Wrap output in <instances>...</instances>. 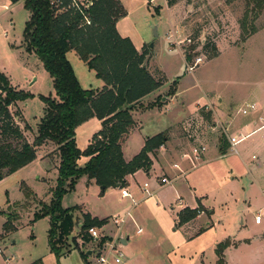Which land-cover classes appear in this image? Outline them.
I'll return each instance as SVG.
<instances>
[{
    "label": "rangeland",
    "instance_id": "rangeland-1",
    "mask_svg": "<svg viewBox=\"0 0 264 264\" xmlns=\"http://www.w3.org/2000/svg\"><path fill=\"white\" fill-rule=\"evenodd\" d=\"M118 1L125 13L124 17L118 19V34L122 38H128L136 48L144 46L149 56L148 72L162 81V90L160 89L156 102L160 101L159 104L162 105L164 101L160 98L168 99L174 92L177 93L173 103L168 100L163 108L160 106L162 110L159 107L162 112L144 115L143 121L141 120L142 132L134 133L122 146L124 160L130 161L137 155L144 134H155L195 111L192 117L183 122V130L184 127L188 128V124L192 127L197 124L199 140L193 142L185 132L183 135L179 124L174 149L181 150L188 144L190 149L183 156L191 155L192 147L196 144L207 148L213 141L220 142L223 130L216 117L206 107L199 106L205 104V96L215 103L218 98L222 99L221 105L232 112L250 99L251 102L253 99L262 102L264 12L254 22L257 32L242 42L241 26L249 9L244 0H179L172 17L174 27L170 26L168 11L162 0L151 4L148 0ZM2 9L0 7V73L17 90L32 96L25 102L13 104L8 110L25 139L31 142L46 111L40 96L56 99V95L52 80L41 62L33 53L26 52L23 45V30L29 18L24 3L18 2L5 11H1ZM250 24L251 14L248 13L246 26ZM187 55L191 56V63L196 57L203 58V62L191 73L185 70L184 56ZM71 65L84 89H97L101 82L81 61L72 60ZM155 66L162 74L156 71ZM136 107L131 112L143 109L144 106L140 104ZM208 114L211 115V120ZM213 121L214 129L208 128ZM25 124L30 130L24 129ZM92 127L93 122L89 121L77 129L78 149H84ZM223 135L228 142V136L224 132ZM1 139L10 140L0 134V141ZM10 142L13 145L19 143L14 139ZM183 162L187 165V171L182 175V180L186 179L184 182H178L179 177L169 184L160 185L158 178L161 172L157 162H154L153 169L155 173L159 172H151L150 176L139 174L130 180V187L134 186L131 190L137 196L135 200L143 197L142 188L145 183L150 186V190L157 191L133 208L130 211L131 218L122 226L121 236L127 238V243L120 244L118 249L124 255L126 264H217L216 245L228 238L238 242V246L225 249V264H264V186L257 188L253 184L251 188L242 190L241 183L237 184L226 173L230 158L220 160L217 168L212 164L205 165L206 161L201 162L200 158L190 157ZM46 169L47 163L35 158L30 165L13 173L0 184V264H28L38 259H42L43 264H85L80 253L95 249L96 244L86 235V230L79 234L77 221L81 218V212L78 207L85 208L89 214L98 218H107L103 219L101 227L91 228L111 236L116 230L110 222L111 218L122 216L129 209L128 202L120 200L118 188H109L101 194L99 187L94 183L87 186L85 177H80L74 190L66 192L61 199L62 209L68 211V217H71L70 233L57 258L48 245L49 219L43 218L33 225H25L27 219H33L34 213L41 208L37 206V202H31V199L23 200L24 204L21 202L23 194L20 185L24 183L36 196H41L40 199L45 204L50 203V197H43L46 184L38 180L45 177ZM172 171L170 167L167 168V175L172 176ZM0 175L5 176L6 170L0 172ZM46 178L47 185L54 187L56 181L52 176ZM182 184L191 186L196 196L202 197L201 203L205 208L212 211L210 221L213 227L197 236L188 237L174 221V209L178 205L177 190ZM19 201L21 204H13ZM17 213L22 220L15 223L21 228L5 233L3 224L7 216H16ZM255 216L261 217L258 225L255 224ZM81 220L83 223V218ZM201 226L204 227V224ZM137 228H142V232L137 234ZM76 234L79 240L83 236V246L76 242L77 239L74 243L71 241ZM109 238L107 236L104 240L108 241ZM229 242L231 243L230 240ZM87 261L88 264H96L94 255L88 256Z\"/></svg>",
    "mask_w": 264,
    "mask_h": 264
},
{
    "label": "trees",
    "instance_id": "trees-1",
    "mask_svg": "<svg viewBox=\"0 0 264 264\" xmlns=\"http://www.w3.org/2000/svg\"><path fill=\"white\" fill-rule=\"evenodd\" d=\"M10 4L23 1L29 13L23 30V45L26 52L33 53L41 62L52 80L56 99L40 96L46 111L40 120L32 142L29 143L22 130L13 122L8 108L17 102L32 98L28 93L13 88L8 78L0 73V181L32 163L36 150L43 145L54 147L53 155L58 159L55 187L50 191L48 205L39 202L41 209L34 213L32 222L48 218L50 230L48 245L58 258L63 242L70 233L71 217L62 209L61 199L66 192L74 190L77 180L84 176L94 181L101 194L109 188L124 187L125 178L139 170L148 172L152 165L149 154H153L166 142L163 134L145 141L143 148L130 161L123 159L121 141L134 126L131 111L140 106L141 100L162 86V81L152 76L148 70L149 56L142 48L138 52L128 38H122L117 30L118 19L125 13L118 0H93L88 10L90 25L81 26L82 17L66 8L68 1L62 0L57 6L54 0H8ZM179 0H165L167 7ZM249 8L242 22V42L257 32L254 22L264 12V0H244ZM248 13L251 24L247 27ZM205 46V45H203ZM192 50V49H191ZM74 51L95 78L103 83L100 90L83 89L67 60V53ZM217 55V54H216ZM185 62L191 56H184ZM162 100V98H160ZM160 101L147 106H160ZM101 122V130L93 135L89 145L80 151L75 142V129L89 119ZM25 130H30L27 124ZM17 140L13 145L10 141ZM226 147L222 148V153ZM81 157L88 158L78 166ZM25 200L34 201L31 190L20 185ZM202 212L201 207L184 208L177 214L178 227L192 221ZM1 214V213H0ZM15 216H7L3 224L5 233L13 228ZM104 220L83 216L80 233L91 227H100ZM231 246L229 240L216 245L217 264H225L223 252ZM88 264L86 253H80ZM31 264H42L36 260Z\"/></svg>",
    "mask_w": 264,
    "mask_h": 264
},
{
    "label": "crops",
    "instance_id": "crops-1",
    "mask_svg": "<svg viewBox=\"0 0 264 264\" xmlns=\"http://www.w3.org/2000/svg\"><path fill=\"white\" fill-rule=\"evenodd\" d=\"M155 1H157V0H148V3L151 4ZM20 2H23V1H20ZM162 3L164 5V7L166 8V10L168 11V17H169L168 19L170 22V26L174 27V21L172 20V17L174 16V11H175V8L177 5L175 4L172 7H167L165 4V0H162ZM0 5H1L0 7L3 8L1 11H5V10H8L10 7H12L15 4H10L8 0H0ZM117 25H118V21L116 23V30H117ZM173 30H175V29H173ZM143 47L144 46H140L139 48H136L134 46V48L138 52H141ZM75 59H78V61H81L74 51H70L67 53V60L69 61L70 65H71L72 60H73V62H75ZM83 64L86 66L85 63H83ZM149 65H150V62H149ZM71 67H72V65H71ZM86 68H87V66H86ZM148 68H150V67H148ZM72 69H73V67H72ZM156 69H157L156 70L157 72L162 74L160 69H158L157 67H156ZM88 71L95 76L93 71H91L89 69H88ZM73 72H74V69H73ZM74 74H75V72H74ZM75 77H76V75H75ZM79 84H80V82H79ZM80 86H81V84H80ZM102 86H103V83L101 82L100 85H98L97 89H95V90H100L102 88ZM12 87L15 88L14 86H12ZM15 89L17 90V88H15ZM160 89L162 90V86L141 100L140 104H142L144 106L143 109H137V110L135 109L133 112H131V116L134 120V126L128 132V134L123 138V140L121 141V150H122L123 144L129 138H131L134 133H141L142 132L143 127H142L141 123L143 121L142 118L144 117L145 114H152V115L159 114L160 112H162L161 110H162L165 102H167L169 100L173 103V99H175L177 96V93H175V92L168 99L162 98V101H164L163 104L160 105L162 108L160 106H158V107H155L152 109H146V107L149 104H153L156 102L157 97L160 93ZM204 100H205V104H201L199 106L200 107H206L207 110H209L210 112L213 113V115L216 117L218 125L221 127V129L223 130L225 135L228 136V138H234L235 140H240V142L235 146L236 153H233L229 149V144H228V142H227V140H226V138L222 132L221 137L219 139L220 142H214V141L211 142L208 145V147L206 148V151L200 156L201 162L206 161L205 165L212 164V165H214V168H217L218 167L217 163L220 160L223 161V160H227V158H230V162L228 163V166L226 167V173H228L229 176H231L230 177L231 180H234L236 183L237 182L241 183V185L243 187V188H241L242 190H244V188H251L253 186V184H255L257 188H261L262 186H264V99L262 100L261 103L256 101L257 99H253V101L251 102V99H250L248 101V103L244 104L241 108H239L238 110H236L234 112L223 107L221 105L222 99H220V98H218L217 103L212 102L211 99L207 98V96H205ZM251 106H252V108H251ZM159 107L161 108V110H159ZM136 108H138V106ZM243 110L247 111V113L245 115L242 114ZM195 113H196V111L193 114H189V115L179 119L175 124H173L171 126H167L164 129L157 131L155 134H152V135L144 134L142 136L143 141H142L141 149L143 148L145 141L147 139H150V138H152L158 134H163L166 138V142L164 143V145L162 147H160L158 150L154 151L153 154H149V158L151 160L152 165H151L150 170L148 172H144L142 170H139L136 173H134L133 175H129L125 178V182H126L125 187L128 188L129 193L131 194L133 200L136 202V206L148 197H146L143 194V197L141 199L135 200L134 198L137 196H136L135 192L131 190L134 188V186L130 187L131 184L129 182H130V180L135 179V177L139 174H145L146 176H150L151 172L154 174L159 172V171H157L155 173V171L153 169L154 165H155L154 162H157L158 165L160 166V168H159L160 172H161L160 177L166 176L171 181L180 177L181 179L179 178L178 182L183 179L182 175H184L187 171V169H186L187 165L183 164L184 163L183 161L186 159L183 157V153L187 152L190 148H189L188 144L186 143L187 146L181 148V150L180 149H178V150L174 149V145L176 144L175 137L177 135L176 129H178V126L180 124V129H181V132L183 133L184 132L183 122L186 119L192 117ZM208 116H210V118L209 117L208 118L211 120V115L208 114ZM89 121L93 122L94 127H92V129H90L91 133L88 135V138L86 139L84 149L91 142L93 135L101 130V122L95 118L89 119L88 121L82 123L81 125L86 124ZM207 123H210V122L207 121ZM209 125H212V126H209L208 128L214 129V127H215L214 121L212 122V124H209ZM80 126H78L75 129L76 146H77V129ZM183 135H184V133H183ZM185 138H186V136H185ZM31 142H29V143H31ZM238 146H241L240 149H238ZM223 147H226V152L224 154L222 153ZM53 150H54V147L51 144L43 145L42 147H40L39 149L36 150V160L39 159V160L45 161L47 163V169L45 171V173H46L45 177H43V178L40 177L38 179L42 183L46 184L45 192L43 194L44 198H48V197L51 198L50 191L55 187V186L49 187L47 185V182H45V180H47L48 178H46V177L50 178V176H52V179L54 180V182L56 181V178H57L58 159L52 160V158H56V156H54L52 154ZM83 150H80V151H83ZM235 158H236V160H235ZM191 159H193V158H191ZM80 161H82V164H80ZM87 161H88V158L81 157L77 164H78V166L82 167ZM126 162H128V161H126ZM193 162H194V160H193ZM175 166L178 167V170L175 168ZM169 167H170L171 171L173 170L172 172H174V174L172 176H168L166 173V170H167V168L169 169ZM24 168H22V169H24ZM22 169H20V170H22ZM20 170H18V171H20ZM175 171H176V173H175ZM9 176H11V175H9ZM9 176L3 178L0 181V184L4 183L9 178ZM253 176L256 180L253 178ZM257 177H259V179H260L259 183L257 182L259 180V179H257ZM185 180L186 179H184L182 181L184 182ZM85 181H86L85 184L87 186L92 185L94 183V181H92V180L88 181L86 178H85ZM24 185L27 186L26 184H24ZM129 187H130V189H129ZM149 187L150 186L148 185V189H149ZM156 191H157L156 189L155 190L149 189V192H151V194H152L150 197H152L154 195V192H156ZM32 193L34 195V201L31 200V202H33L34 204L38 203L37 206H40L39 202H42L43 204H45L44 200L40 199L41 196L39 197V196H36V194H34V192H32ZM177 195H178L177 196L178 205H177L176 209H174L175 224L177 223V214L182 209H184V208L195 209L199 206V207H201V210H202V212L199 214V216L196 217L195 219H193L192 221L182 225L181 227L177 226L179 229L184 231L188 237H192L193 235L197 236L201 232H203L204 230H208L209 228L213 227V224L210 221V217L212 216V211L211 210L209 211L207 208H205V206L201 203L202 197L198 198L196 196V193L192 190L191 186H189L188 184H184V185L182 184V186H179V188L177 190ZM23 200L25 201L24 196L22 197L21 202ZM120 200L128 202V207H129L128 210H130V211L136 207V206L132 207V202L130 199H121L120 198ZM24 201L22 202V204H24ZM21 202L19 201V202H15L13 204H15V206H16V205L21 204ZM35 202H37V203H35ZM26 204L27 203H25V205ZM45 205H47V204H45ZM40 208H41V206H40ZM78 209H80L79 212H81V218H79L77 221L79 232H80V227L82 225L81 219L86 214H88L91 218H95L97 220L107 219V218L102 219V218H98L97 216H93V215L89 214V212H87L86 209L83 207H78ZM21 220H22L21 215H19V213H17V215L15 216V220L12 222V226H13L12 231L21 228L20 226H16V223H15V222L21 221ZM27 220L28 221H27V223H25V225H33V223H34V222H32L33 219H27ZM260 223H261V221L258 224H260ZM201 224H204V227H202ZM258 224H256V225H258ZM24 226H22V227H24ZM77 234H76V236H73L71 238V241L74 243V241H76V239H77L76 242L80 244V240L77 238V236H78ZM120 235H121V232H120ZM121 237H122L123 245H126L127 238L123 237V236H121ZM227 240H230L231 243H233V244H231L230 247L236 248L238 246V242H235L234 240H232L230 238H228ZM245 242H247V241H245ZM234 243L236 245H234ZM230 247H228V248H230ZM77 248L79 250L78 244H77ZM87 252L88 251H86L85 253H87ZM38 260H41V262L43 264L42 259H38ZM34 261H36V260H34ZM34 261H32L28 264H31Z\"/></svg>",
    "mask_w": 264,
    "mask_h": 264
},
{
    "label": "built area",
    "instance_id": "built-area-1",
    "mask_svg": "<svg viewBox=\"0 0 264 264\" xmlns=\"http://www.w3.org/2000/svg\"><path fill=\"white\" fill-rule=\"evenodd\" d=\"M68 4L66 8L72 10L74 13L79 14L82 17L81 26L90 25V20L88 18V10L91 8L93 4V0H67ZM57 6L62 4V0H54ZM203 62L202 57H196L192 63L185 62V70L187 73H191L194 69ZM252 108V106H251ZM247 113L246 110L242 111V114L245 115ZM200 126V125H199ZM184 132L187 134V138L192 139L193 142L198 141V131L197 124L195 126H191L188 124V128L184 127ZM240 142V140H235L234 138H229V149L236 153L235 146ZM206 151V147L202 144H196L195 147H192L191 155H184V158H195L198 159L200 156ZM178 170V167L175 166ZM160 185H166L171 182L166 176L160 177L158 179ZM120 192L121 199H130L132 202V207L136 206V202L133 200L131 194L129 193L127 187H118ZM142 191L146 197H150L152 194L148 190V185L145 183L143 185ZM131 218L130 210H128L122 216H115L111 218V224L115 227L114 235H105L100 233L96 228H89L86 230V235L92 240L96 245L95 249L91 250V256L94 255L96 264H126V260L122 252L118 249V246L122 243V238L120 235L122 226L126 223V221ZM261 221L260 216H255V223L258 224ZM107 223L109 221L107 220ZM101 227V226H100ZM104 229V226L102 227ZM142 230L137 228L136 233H141ZM109 236V240L105 241ZM82 238V239H81ZM80 238V244L83 246V236ZM103 241V242H102ZM124 241V240H123Z\"/></svg>",
    "mask_w": 264,
    "mask_h": 264
},
{
    "label": "water",
    "instance_id": "water-1",
    "mask_svg": "<svg viewBox=\"0 0 264 264\" xmlns=\"http://www.w3.org/2000/svg\"><path fill=\"white\" fill-rule=\"evenodd\" d=\"M155 31V30H154ZM150 47H152V45H150ZM119 186H117L116 188H118ZM103 188H101V190H102ZM86 255L87 256H90L91 255V251H88L87 253H86Z\"/></svg>",
    "mask_w": 264,
    "mask_h": 264
}]
</instances>
